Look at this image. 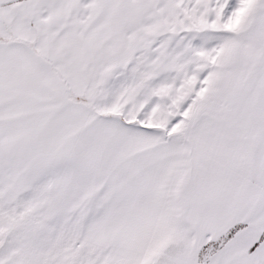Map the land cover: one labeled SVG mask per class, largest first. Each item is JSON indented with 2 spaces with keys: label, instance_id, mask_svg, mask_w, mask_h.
<instances>
[{
  "label": "snow or ice",
  "instance_id": "obj_1",
  "mask_svg": "<svg viewBox=\"0 0 264 264\" xmlns=\"http://www.w3.org/2000/svg\"><path fill=\"white\" fill-rule=\"evenodd\" d=\"M0 264H264V0H0Z\"/></svg>",
  "mask_w": 264,
  "mask_h": 264
}]
</instances>
